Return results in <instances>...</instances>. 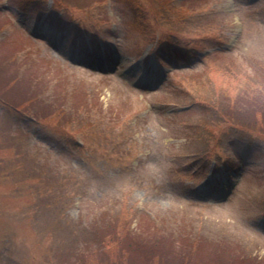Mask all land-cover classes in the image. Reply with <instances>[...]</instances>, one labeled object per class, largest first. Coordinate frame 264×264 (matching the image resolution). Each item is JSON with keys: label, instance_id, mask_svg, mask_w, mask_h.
I'll return each instance as SVG.
<instances>
[{"label": "rangeland", "instance_id": "rangeland-1", "mask_svg": "<svg viewBox=\"0 0 264 264\" xmlns=\"http://www.w3.org/2000/svg\"><path fill=\"white\" fill-rule=\"evenodd\" d=\"M154 58L166 80L136 86ZM223 93L264 100V0H0V96L19 110L0 103V264H68L115 224L134 264H264V134L214 127L200 104ZM213 163L227 176L206 183Z\"/></svg>", "mask_w": 264, "mask_h": 264}, {"label": "trees", "instance_id": "trees-1", "mask_svg": "<svg viewBox=\"0 0 264 264\" xmlns=\"http://www.w3.org/2000/svg\"><path fill=\"white\" fill-rule=\"evenodd\" d=\"M135 5L137 9L138 8L137 2H135ZM25 60L26 61L22 62V65L25 68L24 73H23V79L26 81L27 79L32 78V70H31V67H27L28 66L27 62H29L30 59L26 58ZM14 69L15 70H12V73H15V74L21 71L18 69L17 66H14ZM38 70H39V67H38ZM8 71L10 70L8 69ZM4 75L6 76V78H4L2 82L5 81L6 83V80L8 79L10 81L12 80L13 84H16V82L20 83L18 80L22 76V74L20 76L19 73L17 75H12V77H9V75H7L6 73H4ZM15 77L17 80H15ZM38 87H39V90H41L42 85L41 86L39 85ZM38 95L39 94H37V96ZM239 100H242V98L239 95H237V99L234 97L233 103L228 101V97L225 96L224 100L222 101V104L224 105L225 108L229 107L232 110H230V114L222 113L220 116L221 117L223 116L225 118L228 116L229 120L231 121H246L248 123H251V126H247L249 130L264 134V100L262 99V95L257 94L253 96H248L245 100H242L244 102L242 105L238 104ZM15 108L17 107L15 106ZM93 226L98 227L96 222L93 224ZM105 228H103L101 232H95V231L93 232V237L89 239L86 242V245L84 246L85 251H74L68 248L66 250L67 263L76 264V263H72L73 259L77 260L78 264H125L124 262L122 263L123 259L124 260L128 259V261L131 262L128 258V255L117 247L120 243V241L118 240L120 238L126 237V230L122 229L123 227L119 224H115L114 226H112L113 232L110 235V237L113 238L115 242H113L110 245L108 244V242L106 243V241L108 240V234H107L108 232L106 231ZM91 230L93 231V229ZM94 234H95V237H94ZM160 235L162 234L158 233L156 237L158 236L160 237ZM93 240H96V241H93ZM110 240L111 239H109L108 241ZM187 245H188V248L192 250V252L195 254L198 249L199 244L193 241V242H188ZM104 249H106L107 251L111 253H106L105 258L98 259V258H101L98 255V253L103 252ZM156 249L158 250L160 248L157 246ZM171 249H174V248H171ZM179 251H182V250L179 248ZM161 252L163 251H157L154 253L155 255L153 257H151L150 255L146 258H148L149 262H154L156 264H169V262H174L175 261L174 259H179L175 251L171 252V253L174 252L175 253L174 255L172 254L169 255L168 253H161ZM182 260L184 264H192V256H186L182 258ZM131 263L134 264L133 262Z\"/></svg>", "mask_w": 264, "mask_h": 264}]
</instances>
